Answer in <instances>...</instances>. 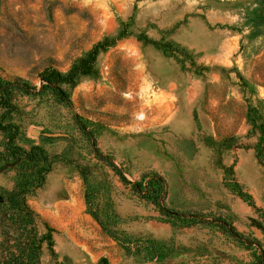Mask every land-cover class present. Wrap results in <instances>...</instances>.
<instances>
[{"label": "rangeland", "instance_id": "374dc122", "mask_svg": "<svg viewBox=\"0 0 264 264\" xmlns=\"http://www.w3.org/2000/svg\"><path fill=\"white\" fill-rule=\"evenodd\" d=\"M93 53L70 101L42 89L45 71ZM0 78L41 88L4 114L19 146L52 160L28 197L54 240L41 264H259L264 0H0ZM154 174L184 217L135 192ZM17 181L0 172V189Z\"/></svg>", "mask_w": 264, "mask_h": 264}, {"label": "trees", "instance_id": "16d2710c", "mask_svg": "<svg viewBox=\"0 0 264 264\" xmlns=\"http://www.w3.org/2000/svg\"><path fill=\"white\" fill-rule=\"evenodd\" d=\"M95 60L96 54L93 53L81 59L65 73L57 69L45 71L42 75V89L51 90L61 99L70 101L68 87H73L82 76L90 73ZM40 89L24 81L6 83L0 78V116L3 115L0 117V131L5 138L3 148L0 150V172L13 168L17 171L18 177L14 189L10 191L0 189V264H41L45 246L53 255H56L51 228L46 224L47 233H41L40 228L43 224L40 216L28 201L29 195L43 186L46 174L52 165L51 157L40 147L25 150L19 146L16 143L17 126L4 116L6 111H10L14 105L15 91L38 94ZM255 132L252 131L250 134L258 140L255 146L256 157L263 163L264 149L261 144L264 136H258ZM89 136L92 138L91 134ZM120 175L124 181L128 182L123 174ZM132 187L142 198L153 199L163 214L185 216L166 206V181L162 175L154 174L145 177L141 181L134 182ZM240 195L248 199L249 203L257 209L251 195L242 191ZM219 225L246 246L260 247L258 240L245 238L232 224L220 222ZM259 264H264V250L259 256Z\"/></svg>", "mask_w": 264, "mask_h": 264}]
</instances>
